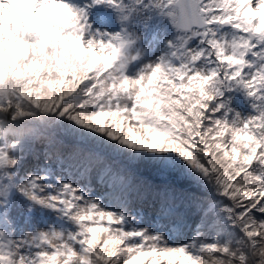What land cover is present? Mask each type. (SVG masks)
<instances>
[{"label":"snow or ice","instance_id":"1","mask_svg":"<svg viewBox=\"0 0 264 264\" xmlns=\"http://www.w3.org/2000/svg\"><path fill=\"white\" fill-rule=\"evenodd\" d=\"M0 264H264V0H0Z\"/></svg>","mask_w":264,"mask_h":264},{"label":"rangeland","instance_id":"2","mask_svg":"<svg viewBox=\"0 0 264 264\" xmlns=\"http://www.w3.org/2000/svg\"><path fill=\"white\" fill-rule=\"evenodd\" d=\"M153 21L151 22V24H150V26H149V30H154V27H153ZM164 26V25H163ZM103 29H104V27H103ZM162 29H165L164 27L162 28ZM156 33H157V31H156ZM237 98H239V96H237L236 98H234V103H235V100L237 99ZM238 109H240L239 107H237ZM117 166H120L119 164H118V160L117 161H114L113 162V167L114 168H117Z\"/></svg>","mask_w":264,"mask_h":264},{"label":"trees","instance_id":"3","mask_svg":"<svg viewBox=\"0 0 264 264\" xmlns=\"http://www.w3.org/2000/svg\"><path fill=\"white\" fill-rule=\"evenodd\" d=\"M118 164H119V162H118ZM118 167H120V166H118ZM197 194H199V193H197Z\"/></svg>","mask_w":264,"mask_h":264}]
</instances>
